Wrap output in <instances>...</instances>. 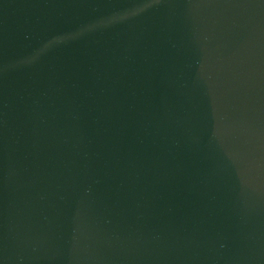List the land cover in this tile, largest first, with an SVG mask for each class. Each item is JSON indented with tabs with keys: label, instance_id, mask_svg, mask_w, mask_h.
<instances>
[{
	"label": "water",
	"instance_id": "95a60500",
	"mask_svg": "<svg viewBox=\"0 0 264 264\" xmlns=\"http://www.w3.org/2000/svg\"><path fill=\"white\" fill-rule=\"evenodd\" d=\"M0 264H264V0H0Z\"/></svg>",
	"mask_w": 264,
	"mask_h": 264
}]
</instances>
